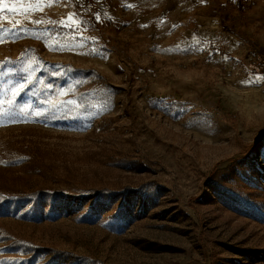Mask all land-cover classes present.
<instances>
[{
	"label": "rangeland",
	"instance_id": "obj_1",
	"mask_svg": "<svg viewBox=\"0 0 264 264\" xmlns=\"http://www.w3.org/2000/svg\"><path fill=\"white\" fill-rule=\"evenodd\" d=\"M0 8V191L63 192L0 209V241L62 253L33 264H264V0ZM45 69L61 96L93 71L96 104L45 119Z\"/></svg>",
	"mask_w": 264,
	"mask_h": 264
},
{
	"label": "trees",
	"instance_id": "obj_2",
	"mask_svg": "<svg viewBox=\"0 0 264 264\" xmlns=\"http://www.w3.org/2000/svg\"><path fill=\"white\" fill-rule=\"evenodd\" d=\"M48 70L49 69H45L43 72L45 74V79L40 82V88H38L37 93L38 95L35 96V100L38 102H46V98L52 97L51 101L46 104L49 110L45 113L44 118L51 122L66 119H81L87 111L92 109L93 104H96V99L91 92L92 88H89L90 84L94 83V72L73 69L71 71V78H80L81 81L70 93L61 96L58 89H67L66 87H69L68 81H66L63 74L52 76L48 73ZM84 80H87V83H85ZM37 84L38 82L31 85V87ZM57 94L61 97H58ZM62 194L63 192L61 190L46 191L43 189H38L29 193L21 191L12 193L0 191V209L13 204L26 205L32 213L36 214L39 212L38 206L40 201L48 198L51 200L52 205L56 206L61 202ZM98 197L99 195H96L94 198L97 199ZM9 240L11 241L10 246L12 247L10 252H18L21 247V257L12 260L10 264H33L38 257L51 255L52 258H59L60 254H62L61 251L32 244L25 245L23 243L21 246V239L10 237L8 235H5L0 242H7ZM24 255L28 256L25 257Z\"/></svg>",
	"mask_w": 264,
	"mask_h": 264
},
{
	"label": "snow or ice",
	"instance_id": "obj_3",
	"mask_svg": "<svg viewBox=\"0 0 264 264\" xmlns=\"http://www.w3.org/2000/svg\"><path fill=\"white\" fill-rule=\"evenodd\" d=\"M3 4H4V0H0V5H3ZM48 6H51V3H49ZM2 10H3V9L0 8V11H2ZM69 19L71 20L72 17L70 16ZM35 23H41V21H35ZM8 35H9V36L12 35V33H11L10 30L8 31ZM3 41H4V33H3V30H0V42H3ZM50 50H55V49H50ZM61 50H63V49H61ZM259 79H260V80H264V77H259ZM245 83H251V81L249 80V81H246ZM22 87H23V86H21V88H22Z\"/></svg>",
	"mask_w": 264,
	"mask_h": 264
}]
</instances>
